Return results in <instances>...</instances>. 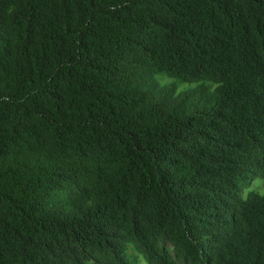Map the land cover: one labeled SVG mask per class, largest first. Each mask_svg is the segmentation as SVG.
<instances>
[{
  "label": "trees",
  "instance_id": "obj_1",
  "mask_svg": "<svg viewBox=\"0 0 264 264\" xmlns=\"http://www.w3.org/2000/svg\"><path fill=\"white\" fill-rule=\"evenodd\" d=\"M254 176L264 0H0V264H264Z\"/></svg>",
  "mask_w": 264,
  "mask_h": 264
},
{
  "label": "rangeland",
  "instance_id": "obj_2",
  "mask_svg": "<svg viewBox=\"0 0 264 264\" xmlns=\"http://www.w3.org/2000/svg\"><path fill=\"white\" fill-rule=\"evenodd\" d=\"M158 79L160 80L161 83L163 84H169L171 82H173L174 79L168 78V77H158ZM195 84H188V83H181L179 85V89L183 90V89H187V88H191L194 87ZM251 191H255L258 192L260 194H264V179L259 178L258 176H254L251 178L250 182H249V187L247 189H245L242 193V195L244 197L247 196V194ZM133 254H136L135 252H132ZM138 264H149L142 255H139V261Z\"/></svg>",
  "mask_w": 264,
  "mask_h": 264
}]
</instances>
